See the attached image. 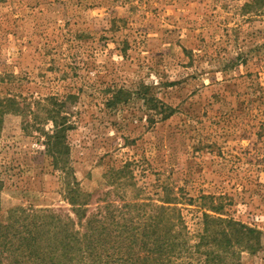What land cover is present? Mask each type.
Returning <instances> with one entry per match:
<instances>
[{"label": "rangeland", "instance_id": "obj_1", "mask_svg": "<svg viewBox=\"0 0 264 264\" xmlns=\"http://www.w3.org/2000/svg\"><path fill=\"white\" fill-rule=\"evenodd\" d=\"M0 99V219L169 196L192 245L205 212L258 230L184 264H264V0H0Z\"/></svg>", "mask_w": 264, "mask_h": 264}, {"label": "trees", "instance_id": "obj_2", "mask_svg": "<svg viewBox=\"0 0 264 264\" xmlns=\"http://www.w3.org/2000/svg\"><path fill=\"white\" fill-rule=\"evenodd\" d=\"M7 102L0 99V123L9 108ZM48 116L47 122L53 127L50 132L42 130L47 138L45 144L55 165L61 166L59 158L68 148L66 118H57L51 111ZM125 166L117 172L124 173ZM1 184L0 181V191ZM89 197L76 184L70 188L68 199L74 216L47 208L8 210L0 219V264H184L183 257L191 252V246L196 249L203 243L217 244L229 249L258 233L233 218L205 212L203 233L192 245L176 198L163 196L156 202L139 193L130 201L122 198L121 203L103 199L106 202L91 212ZM211 223H218L219 229ZM206 253L204 264H210L217 256L213 250Z\"/></svg>", "mask_w": 264, "mask_h": 264}]
</instances>
